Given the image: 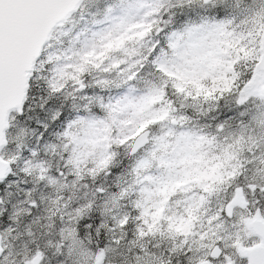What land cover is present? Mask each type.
<instances>
[{
	"label": "snow or ice",
	"instance_id": "obj_1",
	"mask_svg": "<svg viewBox=\"0 0 264 264\" xmlns=\"http://www.w3.org/2000/svg\"><path fill=\"white\" fill-rule=\"evenodd\" d=\"M0 264H264V0H0Z\"/></svg>",
	"mask_w": 264,
	"mask_h": 264
}]
</instances>
